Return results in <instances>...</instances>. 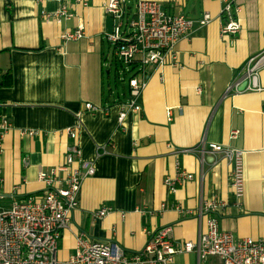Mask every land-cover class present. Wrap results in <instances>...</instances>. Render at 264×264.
<instances>
[{"label": "crops", "instance_id": "0c3cea01", "mask_svg": "<svg viewBox=\"0 0 264 264\" xmlns=\"http://www.w3.org/2000/svg\"><path fill=\"white\" fill-rule=\"evenodd\" d=\"M79 1L0 0V114L14 125L0 153L3 193L12 200L43 197L39 173L65 164L67 149L76 143L66 130L80 124L77 142L83 159L95 162L96 174L85 179L79 207L59 243L61 264L75 256L80 233L117 242L130 255L145 248L147 229L173 227L176 241L197 243L204 228L198 211L211 198L228 204L219 217L222 230L239 240L264 241V69L261 91L230 90L247 62L264 50V0H237L241 30L225 37L221 0H149L174 15L198 21L209 13L212 20L179 42L176 64L169 60L163 69H150L142 112L127 117L125 130L117 105L130 93L123 98L106 93L111 69L106 72L105 64L113 51L106 37L115 26L104 10L108 0ZM62 5L74 15L71 20L43 19ZM80 26L85 38L64 42L63 35ZM9 73L12 86H2ZM85 103L109 113L85 112ZM30 131L37 134L29 136ZM203 142L244 153L239 205L223 155L182 152ZM177 162L193 180L170 193L165 181L175 178ZM104 208L112 211L96 218ZM173 264L222 263L214 257L200 262L192 252L180 253Z\"/></svg>", "mask_w": 264, "mask_h": 264}, {"label": "built area", "instance_id": "2783aa9c", "mask_svg": "<svg viewBox=\"0 0 264 264\" xmlns=\"http://www.w3.org/2000/svg\"><path fill=\"white\" fill-rule=\"evenodd\" d=\"M221 35L236 36L241 26L238 23L240 7L237 0H221ZM81 2V0L79 1ZM106 15L115 22L114 31L106 39L112 47L110 62L105 68L111 69L112 62L125 66L121 74H130V97L117 105L118 124L125 130L126 119L130 114L140 115L141 98L151 78L150 69H163L169 60L176 64L177 46L182 39L189 37L195 27L208 25L212 18L205 13L202 19L195 21L184 15L168 12L158 1L149 0H108L104 6ZM73 14L67 5H62L55 13H43L45 21L57 23L71 20ZM85 28L80 26L73 32L63 35L64 42L85 38ZM264 69V50L251 58L243 69V75L231 85L236 89L243 80H248L246 91H261L260 76ZM85 112L104 113L109 109L92 103H85ZM169 117L171 110H168ZM82 114L79 115L81 117ZM11 120L0 114V153L4 140L13 128ZM81 125L69 128L66 133L76 143L67 149L65 164L39 173L38 180L44 184L43 197L30 196L14 199L3 193V178L0 172V264H61L57 257L59 243L63 233L69 228L73 212L79 207L80 195L86 178L96 174L95 162L86 161L78 141ZM26 135V133H24ZM35 136L36 131L27 133ZM239 135L232 133V138ZM183 153L205 155H223L231 165L230 185L236 197V204L244 192V153L222 145L203 142L198 148ZM28 164V163H27ZM175 178H167L165 185L170 193H176L193 175L181 169L176 163ZM228 207L222 199H204L201 202L198 218L204 223L197 243L176 241L173 227L157 230L147 229L148 242L145 248L136 254L126 253L117 242L93 241L85 233L76 240V254L70 264H173L175 257L181 254L197 252L200 262L218 258L222 264H264V241L252 238L239 240L231 232L220 227V213ZM180 212L184 214L181 207ZM109 208L101 209L96 218H104ZM186 213V211H185ZM192 214V212H187Z\"/></svg>", "mask_w": 264, "mask_h": 264}, {"label": "rangeland", "instance_id": "374dc122", "mask_svg": "<svg viewBox=\"0 0 264 264\" xmlns=\"http://www.w3.org/2000/svg\"><path fill=\"white\" fill-rule=\"evenodd\" d=\"M120 70V72H123L126 70L125 66L116 65L112 62V67L109 73V78L106 80V93L109 94L110 90L116 94V97L121 96V98L124 97V95L129 94V81L132 75L130 74H117V71ZM106 72L109 71V69H105Z\"/></svg>", "mask_w": 264, "mask_h": 264}, {"label": "trees", "instance_id": "16d2710c", "mask_svg": "<svg viewBox=\"0 0 264 264\" xmlns=\"http://www.w3.org/2000/svg\"><path fill=\"white\" fill-rule=\"evenodd\" d=\"M2 86H7V87L12 86V80H11V74L10 73L5 76Z\"/></svg>", "mask_w": 264, "mask_h": 264}, {"label": "water", "instance_id": "95a60500", "mask_svg": "<svg viewBox=\"0 0 264 264\" xmlns=\"http://www.w3.org/2000/svg\"><path fill=\"white\" fill-rule=\"evenodd\" d=\"M247 86H248V80H243L242 81V83H241V85L239 86V92H243V91H245V89L247 88Z\"/></svg>", "mask_w": 264, "mask_h": 264}]
</instances>
